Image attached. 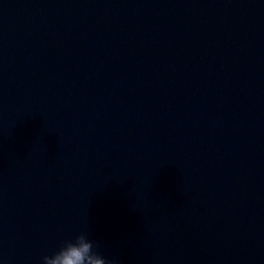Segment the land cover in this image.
I'll list each match as a JSON object with an SVG mask.
<instances>
[{
  "label": "water",
  "instance_id": "1",
  "mask_svg": "<svg viewBox=\"0 0 264 264\" xmlns=\"http://www.w3.org/2000/svg\"><path fill=\"white\" fill-rule=\"evenodd\" d=\"M81 232L264 264V0H0V264Z\"/></svg>",
  "mask_w": 264,
  "mask_h": 264
},
{
  "label": "clouds",
  "instance_id": "2",
  "mask_svg": "<svg viewBox=\"0 0 264 264\" xmlns=\"http://www.w3.org/2000/svg\"><path fill=\"white\" fill-rule=\"evenodd\" d=\"M99 248V242L89 239L87 232H81L63 241L52 255H45L42 264H118L102 255Z\"/></svg>",
  "mask_w": 264,
  "mask_h": 264
}]
</instances>
